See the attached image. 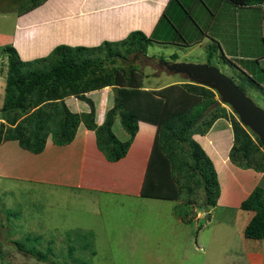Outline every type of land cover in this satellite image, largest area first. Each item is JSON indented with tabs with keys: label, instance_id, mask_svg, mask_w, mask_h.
<instances>
[{
	"label": "trees",
	"instance_id": "trees-1",
	"mask_svg": "<svg viewBox=\"0 0 264 264\" xmlns=\"http://www.w3.org/2000/svg\"><path fill=\"white\" fill-rule=\"evenodd\" d=\"M45 1L40 0V4ZM219 1L248 9L264 4V0ZM36 5V0L31 1L26 12ZM150 37L151 33L132 31L120 41H104L93 47L58 45L49 55L24 62L13 48L12 36L0 34V49L7 57L0 108V146L14 143L26 155L18 159V167L23 162L41 158L48 151L46 167L51 176H56L54 183L57 181L70 189L133 194L140 198L181 202L184 207L194 204L197 200L194 196L201 194L200 207L203 209L224 205L252 213L243 237L264 240V187L258 184L241 198L244 193L236 188L234 180L231 182L224 175L222 163L225 156L232 166L264 177V148L258 138L238 122L231 109L229 113L221 106L214 91L187 79L158 89H146L142 77L147 76L136 66H120L128 54L144 51L152 42ZM210 59L211 53L208 61ZM151 60L155 59L151 57ZM165 72L172 73L167 69ZM245 83L246 89L264 95L261 80L255 81L248 76ZM110 87L112 96L107 101H111V105L101 117L98 115L100 95L108 94L102 90ZM92 92L97 94L96 99L88 95ZM68 98L83 102L87 110H71L65 102ZM141 123L153 126L155 133L149 148L141 152V162H128ZM84 131L89 137H81ZM83 138L94 147L90 151L94 159L85 162L89 165L88 174L64 171L69 164L63 170L57 169L71 160L64 150L71 151ZM80 147L75 153L85 148V157L88 151L84 145ZM52 148L57 151L55 155L51 153ZM97 164L113 166L116 174L105 173L104 178L96 176L92 171ZM121 166L127 167L126 176L135 169L134 178L132 174L129 178L123 177ZM95 169L101 171L97 166ZM232 193L235 198L230 196ZM175 216L181 222H188L186 214L179 216L175 212ZM12 244L18 252L38 262L46 260V254L33 247H26L19 241ZM67 253L75 260L71 257L72 247L67 248ZM76 262L83 264L78 259Z\"/></svg>",
	"mask_w": 264,
	"mask_h": 264
},
{
	"label": "rangeland",
	"instance_id": "rangeland-1",
	"mask_svg": "<svg viewBox=\"0 0 264 264\" xmlns=\"http://www.w3.org/2000/svg\"><path fill=\"white\" fill-rule=\"evenodd\" d=\"M168 2L151 32L152 42L144 51H138L144 53L145 58L133 52L120 66H136L143 76H147L142 77L143 86L161 88L175 82L182 83L187 78L165 72L159 64L152 62L151 57L166 64H205L228 77L257 107L264 110V95L245 88L248 76L258 81L264 77V70L255 61L244 66L235 59L222 58L227 49L241 56L248 53L257 56L262 44L260 34L264 32V26L259 23L260 15L257 16L255 10L236 8L219 0ZM248 11L250 21L245 18ZM12 23V17L0 20V33L8 32ZM205 34L210 40L203 36ZM171 41L174 45L170 44ZM198 41L201 43L194 45ZM209 53L211 59L208 61ZM3 57L0 52V60ZM253 70L259 74L252 73ZM107 92L100 95L101 99L107 97L105 102L112 96V88H107ZM96 95L92 98L96 99ZM215 99L219 101L217 95ZM221 106L232 113L226 105ZM144 134L140 133L134 141L128 162H141V152L147 145ZM86 138L71 151L64 150V154H70L66 156L71 160L57 169L63 170L69 164L64 171L74 170L75 175L80 172L88 174L86 169L89 165L85 162L94 159L90 152L94 147L86 143ZM81 145L89 152L85 157V148L79 154L75 153ZM56 152L52 148L51 153L55 155ZM47 156L48 151L41 158L23 162L27 169L21 171L20 181L0 178V264H78L77 259L83 264H260L256 254L260 253L264 258V240L253 241L243 237L250 212L224 205L203 209L200 207L201 194L194 196L197 199L194 204L184 207L181 202L146 199L133 194L70 189L57 184V181L54 183L56 176H51L46 167ZM222 163L224 175L231 182L234 180L236 188L244 193L241 198L258 184L264 187L261 174L251 175L249 171L240 170L232 166L225 156ZM96 166L101 171L95 169ZM121 168L125 177L127 167ZM112 170H115L113 166L97 164L92 172L104 178L107 174L115 175ZM133 173L129 172L126 177L132 174L134 178ZM27 179L30 181L26 182ZM231 182L230 188H233ZM230 196L235 198L233 193ZM237 201L233 202L234 205ZM175 212L179 216L186 214L188 222H181ZM13 241L46 254V260L38 262L18 252ZM68 247H72L71 257L75 260L69 258Z\"/></svg>",
	"mask_w": 264,
	"mask_h": 264
},
{
	"label": "crops",
	"instance_id": "crops-1",
	"mask_svg": "<svg viewBox=\"0 0 264 264\" xmlns=\"http://www.w3.org/2000/svg\"><path fill=\"white\" fill-rule=\"evenodd\" d=\"M31 1L33 0H0V20L13 18V23L8 32L0 34L12 36L13 48L24 62L45 57L58 45L93 47L104 41H120L132 31H141L148 35L153 31L162 14L163 7L168 2V0H46L40 4V0H36V7L26 12V9L31 5ZM251 10H255L257 16L260 15L259 23L264 26V4L251 8ZM249 17L250 13L248 11L245 18L250 21L251 18ZM207 39L210 40L208 37ZM214 39L217 41L216 38ZM260 39L262 40L261 51L257 52V56L249 53L246 54L247 56H241L238 52L227 49V54L222 55L223 59H235L240 63H244V66L247 62L257 61L258 67L262 68L260 61L264 58V32L260 34ZM200 43L198 41L194 45ZM218 47L220 52L223 53L220 44H218ZM0 52L4 56L0 60L2 65L0 69L1 108L7 57L2 49H0ZM251 72L259 74L254 70ZM252 77L254 76L252 75ZM259 79L264 86V77ZM145 88L158 89L147 86ZM105 90L107 91V88L102 91ZM75 100L74 98L65 100L71 110L77 112L87 110L86 107ZM105 100L106 97L100 100L99 103L100 111H98V115L101 117L111 105V101L105 102ZM140 133H145L144 135L147 138L146 148H149L155 128L141 123L138 136ZM87 136L89 137V133L82 132L81 137ZM48 144H50V141H48ZM25 156L14 143H6L0 146V170L3 171L0 178L20 181L18 178H12V176L21 177V171H26L27 167H24L23 164L19 165L20 168L16 165L18 159ZM251 217L252 214L248 217V222ZM256 258L260 264H263L264 258L260 253L256 254Z\"/></svg>",
	"mask_w": 264,
	"mask_h": 264
},
{
	"label": "water",
	"instance_id": "water-1",
	"mask_svg": "<svg viewBox=\"0 0 264 264\" xmlns=\"http://www.w3.org/2000/svg\"><path fill=\"white\" fill-rule=\"evenodd\" d=\"M157 64L174 74L185 76L193 84L214 91L220 102L230 107L238 122L249 129L264 148V110L257 107L228 77L205 64Z\"/></svg>",
	"mask_w": 264,
	"mask_h": 264
},
{
	"label": "flooded vegetation",
	"instance_id": "flooded-vegetation-1",
	"mask_svg": "<svg viewBox=\"0 0 264 264\" xmlns=\"http://www.w3.org/2000/svg\"><path fill=\"white\" fill-rule=\"evenodd\" d=\"M153 63H158L156 60H152ZM161 66V65H160ZM161 68L165 71V68L161 66Z\"/></svg>",
	"mask_w": 264,
	"mask_h": 264
},
{
	"label": "built area",
	"instance_id": "built-area-1",
	"mask_svg": "<svg viewBox=\"0 0 264 264\" xmlns=\"http://www.w3.org/2000/svg\"><path fill=\"white\" fill-rule=\"evenodd\" d=\"M261 65L264 67V58L263 59H261Z\"/></svg>",
	"mask_w": 264,
	"mask_h": 264
}]
</instances>
